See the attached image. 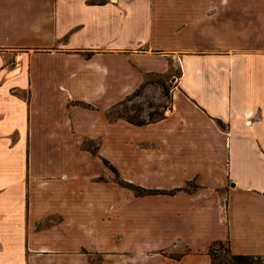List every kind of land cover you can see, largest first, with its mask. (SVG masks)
Returning a JSON list of instances; mask_svg holds the SVG:
<instances>
[{"label": "crops", "instance_id": "0c3cea01", "mask_svg": "<svg viewBox=\"0 0 264 264\" xmlns=\"http://www.w3.org/2000/svg\"><path fill=\"white\" fill-rule=\"evenodd\" d=\"M170 61L166 117L108 120ZM94 138L164 192L118 184L111 254L91 249ZM54 214L74 241L37 232ZM213 241L264 255V0H0V264H209Z\"/></svg>", "mask_w": 264, "mask_h": 264}, {"label": "rangeland", "instance_id": "374dc122", "mask_svg": "<svg viewBox=\"0 0 264 264\" xmlns=\"http://www.w3.org/2000/svg\"><path fill=\"white\" fill-rule=\"evenodd\" d=\"M180 75V69L178 65L174 61H170L169 63V70L166 73H157V74H150L146 78L147 85H149L148 90L144 91L143 88H139L136 90L132 95L127 97L123 102L115 104L111 108L106 111V117L108 120L115 121L119 118L124 120H129L132 124L136 123H146L147 121H154L164 117V111L168 109V105L170 104V96L169 90L172 87L173 83H175L176 79ZM87 108H90L87 105ZM149 112V115L147 114ZM148 115V116H147ZM129 122V123H130ZM100 145V138H94L92 141L82 140L80 148L81 152L88 153L92 155V164L94 173L98 170L99 166L104 164V161L107 159L101 154L99 151ZM87 150V151H84ZM107 153V152H103ZM115 154L116 152H108V154ZM84 158V157H83ZM82 158V159H83ZM80 162L83 160L78 159ZM15 163H17L15 161ZM108 166V165H107ZM109 176L107 177L106 174L101 171L100 174L96 175V177L91 178L90 182H92V191H93V209L91 217L93 219V226L97 227L93 231V240L94 244L97 245L92 246L91 249L95 250H109V254L112 253L111 250H116L112 247L111 240L112 238L114 241L118 238V224L116 223L115 215L117 209V202L116 197L117 193V186L126 187L121 178H118L116 173H113L111 170L108 169ZM195 189L194 183H187V187L185 191L190 192L191 190ZM122 197V196H121ZM106 210L105 212H103ZM39 219H44L43 222L38 224L39 229L37 230L38 233H42V231L46 232H54V227L57 228V236L60 235L65 238H70L71 241H74L71 238L70 231L64 228H60L62 224H64L65 216L60 214L54 215H40L38 216ZM69 217V216H68ZM36 220V221H37ZM41 230V231H40ZM118 233V235H117ZM85 234V233H84ZM108 237V240L106 238ZM86 243V242H85ZM72 246V245H71ZM76 248L71 249H79V255H86L88 256L89 250L87 251L84 247H79L77 245L73 246ZM92 253V252H90ZM103 253H95L93 258L91 259L92 264H96V260L98 256ZM163 256L170 257L174 260L178 259V256L172 254H163ZM208 255V254H207ZM264 256V255H262ZM209 257V256H208ZM91 258V257H90ZM210 261V260H209ZM99 264H101V260H97Z\"/></svg>", "mask_w": 264, "mask_h": 264}, {"label": "trees", "instance_id": "16d2710c", "mask_svg": "<svg viewBox=\"0 0 264 264\" xmlns=\"http://www.w3.org/2000/svg\"><path fill=\"white\" fill-rule=\"evenodd\" d=\"M89 57V55H86ZM130 122L129 120H127ZM131 123V122H130ZM143 123H136L135 125H142ZM104 165L107 166V162L104 161ZM109 170L116 173L114 168L107 166ZM126 188L131 189L136 196L143 194H156L164 193L156 190H145L138 187L132 186L131 184H125ZM170 194V193H168ZM207 254L209 256V264H264V256L262 255H246V254H235L231 251L227 242L213 241L208 248Z\"/></svg>", "mask_w": 264, "mask_h": 264}, {"label": "built area", "instance_id": "2783aa9c", "mask_svg": "<svg viewBox=\"0 0 264 264\" xmlns=\"http://www.w3.org/2000/svg\"><path fill=\"white\" fill-rule=\"evenodd\" d=\"M168 113H169V110H168V109H167V110H165V111H164V114H163V115H164V117H166V116L168 115Z\"/></svg>", "mask_w": 264, "mask_h": 264}]
</instances>
